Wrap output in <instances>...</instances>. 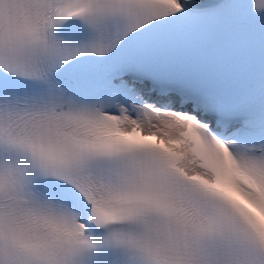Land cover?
<instances>
[{
	"label": "snow or ice",
	"instance_id": "obj_1",
	"mask_svg": "<svg viewBox=\"0 0 264 264\" xmlns=\"http://www.w3.org/2000/svg\"><path fill=\"white\" fill-rule=\"evenodd\" d=\"M0 264H264V0H0Z\"/></svg>",
	"mask_w": 264,
	"mask_h": 264
}]
</instances>
